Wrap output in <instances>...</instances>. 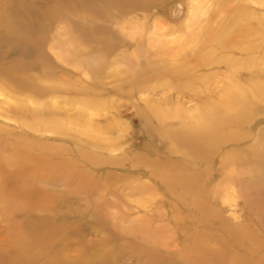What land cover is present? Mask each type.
I'll list each match as a JSON object with an SVG mask.
<instances>
[{
    "label": "rangeland",
    "instance_id": "1",
    "mask_svg": "<svg viewBox=\"0 0 264 264\" xmlns=\"http://www.w3.org/2000/svg\"><path fill=\"white\" fill-rule=\"evenodd\" d=\"M0 264H264V0H0Z\"/></svg>",
    "mask_w": 264,
    "mask_h": 264
}]
</instances>
